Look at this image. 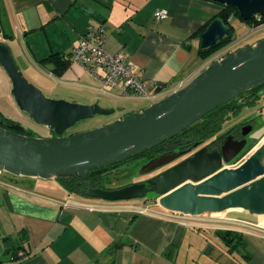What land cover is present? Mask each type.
<instances>
[{
	"label": "crops",
	"instance_id": "1",
	"mask_svg": "<svg viewBox=\"0 0 264 264\" xmlns=\"http://www.w3.org/2000/svg\"><path fill=\"white\" fill-rule=\"evenodd\" d=\"M222 6L212 0H0V42L47 97L113 110L110 119L78 132L87 131L144 110L187 84L211 61L264 38V23L232 16V44L209 62L200 58L199 36L193 33L218 18ZM157 10L166 15L155 18ZM253 17L260 20L262 15ZM100 26L104 48L121 53L145 83L155 86L153 96H127L117 87L102 86L97 76L71 60L61 58L66 65L60 72L53 63L41 62L68 54L80 35ZM263 140L255 147H263ZM261 161L264 165V156ZM3 174L0 264H264V226L238 216L239 209L226 211L230 215L223 218L166 210L156 201L149 202L152 209L107 203L70 192L55 178ZM226 228L242 232L243 245L232 253L214 234ZM21 230L31 254L8 263L5 238L17 240Z\"/></svg>",
	"mask_w": 264,
	"mask_h": 264
},
{
	"label": "water",
	"instance_id": "2",
	"mask_svg": "<svg viewBox=\"0 0 264 264\" xmlns=\"http://www.w3.org/2000/svg\"><path fill=\"white\" fill-rule=\"evenodd\" d=\"M212 1L234 8L245 21L264 16V0ZM229 34L230 28L215 18L200 34L199 48L208 49ZM0 66L10 79L18 107L53 133L34 137L25 134L19 124L0 126V173L43 180L65 176L85 179L89 171L124 162L159 146L209 111L263 85L264 38L225 53L180 89L144 110L70 135L64 132L76 122L113 110L97 103L47 97L24 77L4 42H0ZM245 144L244 138L211 151L203 146L154 175L150 186L142 182L117 188L96 186L89 187L85 194L118 201L155 192L156 203L174 212L203 215L241 209L250 215H264V146L229 166ZM179 155L182 153L154 157L150 169L162 168Z\"/></svg>",
	"mask_w": 264,
	"mask_h": 264
},
{
	"label": "trees",
	"instance_id": "3",
	"mask_svg": "<svg viewBox=\"0 0 264 264\" xmlns=\"http://www.w3.org/2000/svg\"><path fill=\"white\" fill-rule=\"evenodd\" d=\"M232 16H237L239 19H241L239 17L238 12L234 8L223 5L222 9L218 13V18H220L222 22L230 28V34L227 37H225L222 41L216 43L214 46L208 49H199L198 55L200 58L204 59L208 56H211L214 52L219 50V48L223 47L224 45L228 44L234 39V28L229 20ZM245 22L249 24L254 23L255 25H260L264 23V16H262L260 20H257L255 17H252L249 20H246ZM206 26L207 25H205L204 27L193 33V36L197 35L200 37V34L205 30ZM45 61L49 63H53L55 65V69L58 70V72H60L59 70H62L66 65V63L61 60V57L58 54L50 55L48 58L43 59L41 62H45ZM262 88H264V84L252 88L248 92H250L251 90H258ZM252 104H253L252 100L239 102L238 99L234 98L231 101L209 111L200 120L188 126L183 131H181L174 137L168 139L167 141L163 142L162 144L176 140L177 143H174V147L184 148L190 143L195 141L204 142L206 140H209L211 137L219 135L224 131V129H226L228 122L231 121V119L234 116H237L239 112H241L240 111L241 107H243L244 105L250 106ZM8 125L9 123H5L2 122V120H0V126L8 127ZM238 127H240L239 123L231 122L230 128H238ZM157 147L158 146L124 162H128L135 158H139L145 154H150L151 151ZM121 163L109 167L89 171L88 177L85 179L80 178L79 176L56 177L55 179L59 180L62 186H64L68 191L86 196L85 192L89 187L101 186L105 188V186H103L102 184L103 181L105 180L104 177L108 179L107 174L109 173V171H111L113 168L120 165ZM14 177H19L21 179L28 178V177H20V176H14ZM36 180H42V179L36 178ZM101 180L103 181L101 182ZM149 201H152V199ZM153 202H155V198L153 199ZM19 234L20 235L17 240L16 239L14 240V238H9V237L5 238L6 259L8 263L20 262L31 254L27 246L28 238L26 232L24 230H21ZM214 234L222 241V245L230 253H232L234 250L238 249V247L243 245L242 232L240 231L231 228L215 229ZM18 251H22V255L20 256L16 255Z\"/></svg>",
	"mask_w": 264,
	"mask_h": 264
},
{
	"label": "rangeland",
	"instance_id": "4",
	"mask_svg": "<svg viewBox=\"0 0 264 264\" xmlns=\"http://www.w3.org/2000/svg\"><path fill=\"white\" fill-rule=\"evenodd\" d=\"M236 20H238V19H236ZM233 40L231 42H229L228 44L224 45L223 47L219 48V50L214 52L211 56L204 58L203 60L209 62V60L213 59L214 57L222 56L223 53H225V51L227 50V48L232 44ZM26 79H27V77H26ZM29 82H31V81H29ZM258 91H261V89H259ZM261 107H262V109H261ZM259 109L262 112L261 114H259L260 113ZM115 112H116V110H115ZM247 112H250L247 115H251L253 113H255V115H258L256 118V120H257L256 128L254 129L252 134H250L246 138V144L242 148V150L235 156V158L233 159L234 162L229 163V165L231 164V166L237 165L249 153H251L252 151L257 149L255 146H257L259 144V142L261 141V139L264 137V97L259 98L258 102L254 106L249 107V108H244L241 111L240 116L246 114ZM0 114H1L0 120H2V122L9 123V125L19 123L22 125V127H24V132L27 134H35V133L40 134V132L43 134H47L49 136H51V134H53L52 131L49 130L46 126L35 123L26 112L22 111L18 107V105L16 104V102L13 98V95L11 93L10 79L8 78L6 72L4 71V69L1 66H0ZM112 116H113L112 113L111 114H97V115H94L87 120L86 119L80 120V121L76 122L73 126L68 128L64 132V135H70L72 133L78 132L79 130H81L82 127L92 126L95 123H97L98 121H101L103 119L108 120ZM98 117H100V118H98ZM236 119L237 118H232V120L229 121L228 123H230L234 120L237 121ZM263 143H264V140L261 142V144H263ZM185 156L186 155L183 154L181 157L183 158ZM151 162H152V159L146 160L144 158L141 159L140 157L135 158L133 160H130L128 162H123L120 165H118L117 168H113L110 171V173L108 174V179L104 180L102 184L106 188H117L120 186H125L128 184H133V183H137V182H142V183H145L146 185H148L151 183V180H152L154 174L160 170H163L160 167L156 168L154 170H151L150 169ZM6 174L8 175L9 173L4 172L3 175H6ZM24 179L30 180L29 178H24ZM34 179H36V178H34ZM52 179H54V178H50L47 180H52ZM156 195H157V193H155V192H149L144 197H141V198H134V199H128V200H118V201H105V202H107V203L134 204V205H137V203H139L142 206H146L147 208H148V205H150L149 209H152L153 206L150 203H154L153 199ZM93 199H95V198H93ZM151 199H152V201H149ZM236 211L238 213L237 215L240 216L241 218H248L252 222H255L256 224L258 223L259 225L264 226V223H261V220H262L260 218L261 215L260 216H255V215L250 216V215H248L247 211H244L241 209L236 210ZM229 215H230V213L218 214V215L213 214V215H206V216H213V217L219 216V217L226 218V217H229Z\"/></svg>",
	"mask_w": 264,
	"mask_h": 264
},
{
	"label": "built area",
	"instance_id": "5",
	"mask_svg": "<svg viewBox=\"0 0 264 264\" xmlns=\"http://www.w3.org/2000/svg\"><path fill=\"white\" fill-rule=\"evenodd\" d=\"M154 15L160 19L166 14L157 10ZM104 37L105 29L102 26L88 31L80 35L75 47L68 54L61 55V58L71 60L84 71L97 76L102 86L119 88L123 95L153 96L157 91L155 86L145 83L121 53L108 52L103 46ZM98 69L104 71L103 75L98 73ZM16 255H22V251Z\"/></svg>",
	"mask_w": 264,
	"mask_h": 264
},
{
	"label": "flooded vegetation",
	"instance_id": "6",
	"mask_svg": "<svg viewBox=\"0 0 264 264\" xmlns=\"http://www.w3.org/2000/svg\"><path fill=\"white\" fill-rule=\"evenodd\" d=\"M258 90H251L248 93H245V94H242V95H239L236 97V99H238L239 102L250 101V100H252V102H253V104L250 106L244 105L243 107H241L240 111H242L244 108H249V107L254 106L258 102L259 98L264 97V88H262L261 91H258ZM261 109H262V107H261ZM240 113L241 112H239V114L237 116L233 117V118H237L236 119L237 121H235V120L234 121L236 123L240 124V127H238V128H230L231 127V124H230L231 122H230V123H228L226 129H224V131L222 133H220L219 135L211 137L209 140H206L204 142L195 141V142L190 143L189 145H187L184 148H181V147L175 148L174 143H177L176 140L166 142V143L158 146L154 150H152L150 154H145V155L141 156L140 158L141 159L144 158L146 160H151L154 157H158L162 154H168L169 155V154H178V153H182V155L185 154L186 155L185 157H187V156H190L192 153H194L196 150H198L199 148H201L203 146H206L208 148V150L211 151V150L219 149L222 144L230 143L233 141H239V140L244 139V138L246 139L250 134H252V132L256 128V124H257L256 118L258 115H255V113H253L251 115H247L248 113H250V112H247L246 114L240 116ZM261 113L262 112L260 110L259 114H261ZM234 121H232V122H234ZM243 132H246L245 136L242 135ZM195 144H197V145L195 146ZM181 156L179 155V157L176 160L172 161L171 163L162 167L161 169L165 170L166 168L172 166L173 164H175V163H177L180 160L185 158V157L182 158ZM115 168H117V166ZM163 170H160L158 172H161ZM158 172H156L155 174H157ZM109 173H110V171H109ZM104 179L107 180V178H105V177H104ZM102 181L103 180H101V182ZM147 186H150V185L148 184Z\"/></svg>",
	"mask_w": 264,
	"mask_h": 264
},
{
	"label": "bare ground",
	"instance_id": "7",
	"mask_svg": "<svg viewBox=\"0 0 264 264\" xmlns=\"http://www.w3.org/2000/svg\"><path fill=\"white\" fill-rule=\"evenodd\" d=\"M225 212L226 211L220 212V213H207V214H203V215H213V214L218 215V214H225ZM260 218L262 219L261 222L264 223V220H263L264 219V215H261Z\"/></svg>",
	"mask_w": 264,
	"mask_h": 264
}]
</instances>
